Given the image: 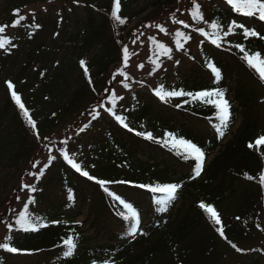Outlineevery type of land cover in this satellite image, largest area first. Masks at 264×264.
<instances>
[{
	"label": "trees",
	"instance_id": "obj_1",
	"mask_svg": "<svg viewBox=\"0 0 264 264\" xmlns=\"http://www.w3.org/2000/svg\"><path fill=\"white\" fill-rule=\"evenodd\" d=\"M203 1L196 0L201 6ZM56 2H61L62 7L37 11L20 25L12 26L19 19L16 9L23 15L33 4ZM191 5L192 0H121L120 15L126 18V23L121 25L110 15L114 0H79V3L76 0H0V8L6 13L0 25L7 26L0 35L17 45L9 46L7 52L0 49V62H10L14 70L0 81V209L6 197H11L6 192L13 189V179L14 187L19 185L13 189L15 196L11 198L22 193L20 199L14 200L18 206L16 211H13L16 206L12 209L10 223L14 228H7L0 242L12 236L14 246L30 250L27 254L0 249V264H91L93 259L105 258L115 264H222L226 257L227 264L231 260H235L233 264H264V243L258 245L264 229V187L259 183V174L264 172V145L247 146L264 134V121H259V115L264 116V81L234 47L243 43L246 50L264 55V40L245 39L239 29L225 37L221 47L204 40L192 66L183 72L178 71L181 65L174 66L179 74L178 82L164 79L161 83L166 90L222 89L232 105V119L222 138L217 131L219 120L214 109L188 97H173L165 102L152 90L134 91L118 100L115 111L125 116L135 131L125 129L106 111L110 91L105 89H111L113 68H118L117 64L123 60L122 48L131 23L140 18L139 25H146L158 17H166L164 21L171 22L173 13L178 18ZM203 14L205 20L218 19L225 26L236 20L264 35V21L245 17L219 1L206 7ZM37 23L41 25L39 29L35 28ZM205 27L210 31L208 25ZM205 57L221 69L219 80L206 67ZM82 59L86 61L87 75L79 63ZM7 80L14 83L22 102L37 121L39 140L11 99ZM185 99L189 101L186 104ZM100 103L104 104L103 108H98ZM177 104L181 107H176ZM94 109L101 113L95 120L91 118ZM239 118L240 125L233 133ZM86 124L89 127L80 132ZM70 131L76 134H68ZM169 131L201 146L206 159L220 147L199 177L191 178L194 176L192 160H184L172 148L137 134L152 132L160 138ZM69 136L73 137L69 139ZM89 145L94 148V158L84 153L75 159L100 179L131 180L135 184H183L177 198L169 202L167 212L159 211L161 205L157 198L162 194L150 193L134 184L107 186L109 191L133 204L141 217V229L148 235L129 238L131 222L118 214L124 211L122 206L96 182L77 173L59 152L60 148H66L75 157L74 147L82 153ZM49 148L57 159L45 170L44 176L37 180L27 175L48 162L47 159L40 167H32L34 161L41 160L38 158L41 150L49 152ZM99 156L103 162H98ZM245 173L254 179L248 180ZM23 183L36 184L38 191L22 190ZM28 196L35 198L28 204V212L49 223V227L39 232L26 233L15 225L18 214L25 210ZM202 201L221 215L228 239L247 251L236 252L220 237L216 231L219 225H214L210 214L199 207ZM74 209L78 213L71 214ZM79 215L85 217L76 224ZM144 217L148 219L146 224L142 221ZM53 219L61 223L52 225ZM87 224L97 236L125 241L93 247L85 235ZM69 235H77L78 247L72 257H64L66 249L62 241Z\"/></svg>",
	"mask_w": 264,
	"mask_h": 264
},
{
	"label": "snow or ice",
	"instance_id": "obj_2",
	"mask_svg": "<svg viewBox=\"0 0 264 264\" xmlns=\"http://www.w3.org/2000/svg\"><path fill=\"white\" fill-rule=\"evenodd\" d=\"M77 3H79V0H76ZM193 7L190 10L191 18L194 21L197 22H203L204 24L208 25L209 30H206L204 27H197L195 28V31L200 33L204 38L209 40L211 44L216 45L217 47H221L224 44L225 37H228L235 33L237 29L242 31L243 37L245 39L250 37H256L261 40H264V35H261V32L257 31L254 27H246L244 23H237L236 20H232L227 26L223 25L218 19L213 20H205L204 14L201 10V5L196 2V0H192ZM225 3L230 6V9L236 13L242 14L245 17H252L256 18L258 21H264V0H225ZM121 11V0H114V7L112 8L110 15L116 21L117 23L123 25L126 23V18H122L120 15ZM178 11V10H177ZM16 15L19 16V19L14 20L12 26H18L22 21L26 19L25 16L20 15V10H15ZM172 22L174 24L182 25L184 28H189L191 25L187 24L184 20L177 19L175 16V13L172 14ZM62 20V17H61ZM6 25H0V34H3L6 29ZM31 27V25H30ZM41 27L40 24H35V28L39 29ZM145 27H152V24H148ZM156 27L161 31L166 33V29L163 27V25L157 24ZM55 35H59V33H56ZM177 39L175 41L176 47L178 49L183 48V43L187 42V40L191 39L190 35H187L184 31L177 30L175 33ZM149 39L153 42L158 44V47L160 49V53L157 55H167L168 59H172V49L167 47L164 43L158 42L155 37H149ZM136 41L134 40L133 43ZM15 48L17 45L13 44L12 41L6 37H3L0 35V49H3L4 51H10V48ZM236 49L239 50L240 53H242V59L247 63V65L254 69L259 76V79L261 81H264V55H262L259 51L250 52L246 50L245 44L243 43H237L234 45ZM123 53V67H120L116 70V73L112 75V80L116 79V76L119 75L123 77V80L121 81L124 84L125 88H129L130 85L126 82L131 79L129 74L125 71V68L128 66V61L130 59V56L132 55L129 51V48L127 45H124L122 48ZM59 64V61L56 62ZM81 66H84L85 74H88V70L86 67V61L80 60L79 62ZM152 63L154 65V69H159L161 67L158 59H153ZM175 63L179 64V61H175ZM205 65L206 67L211 71L212 74H214V78L216 80H219L221 78V69L216 65V63L209 60L207 57H205ZM138 67L143 68V64L138 65ZM152 74V73H150ZM44 73L41 72V76H43ZM89 84L92 83L91 77H88ZM111 83V80L109 81ZM7 88L10 91L11 99L15 102L16 106H18L19 110L23 113V117L27 121V124L30 126L32 130H34V135L39 140L40 134L37 127V121L33 118L31 115L29 109L25 106V103L22 102L21 95L16 91L15 85L11 80L6 81ZM105 91H110L109 89H105ZM154 94L161 100L167 102L169 98L173 97H188L191 98L192 101H199L203 103L206 106H210L215 111V116L219 120V125H217V131L219 133V136L222 138L225 135V130L227 129L229 122L232 119V105L230 101L226 98V93L220 89L219 87H211V88H204L198 91H185L184 89H172V90H166L163 85L159 86L158 88L154 89ZM111 105L106 108V111L115 118L116 121L119 122L120 125H122L125 129H128L129 131H135V129H132L129 127V124L126 122V118L123 115H118L115 111V105L117 103V97L112 90L111 94ZM122 99V97H120ZM189 101L185 99L183 103H188ZM104 104L100 103L98 104V108H103ZM176 107H181V104H177ZM101 113L98 110H93L91 113V118L93 120L100 117ZM89 127L88 124L84 125L82 128H80V132L85 131ZM140 136L146 137L150 141L157 142L161 144L163 147H170L173 150L177 152L178 155H180L184 160H192L194 162V176H192V179H195L196 177H199L201 173L204 171L205 167V161H206V152L205 150L199 146L197 143L193 142L191 139H185L183 137L178 136L174 132H166L164 136L157 138L153 135L152 132H138L137 133ZM45 140L48 138L45 137ZM64 143H67V140L64 141ZM264 145V134H260L256 139L255 142H249L248 147L249 148H258L259 146ZM49 151L51 152L52 149L49 148ZM60 154H62L63 159L67 161V163L75 169L77 173H80L83 177H86L90 181L96 182L100 187L103 188V190L108 193L110 197L119 205L122 206L124 211H120L118 214L122 216L125 220L130 221V230L128 231L127 235L129 237H132L133 239L137 235H148L147 232H144L141 229V217L138 213L137 209L133 206L132 203L128 202L126 199L122 198L120 195H117L115 192L109 191L108 185H111L113 183H119V184H134L136 188L139 189H146L150 193L154 194H162L157 198V203L161 205L159 208L160 212H167L168 211V205L170 201H173L177 198L178 191L183 187V184L181 182L176 183H138L135 184L131 180H109V179H100L96 175H92L89 170H87L82 163L77 162L74 156L69 154V151L66 148H60L59 149ZM57 159L56 155H50L48 157V162L43 165V168H38L37 171H29L27 175H30L37 180H39L41 177L44 176L45 170L50 167L53 161ZM39 164V161H34L32 167L37 168ZM92 168L95 167V165L91 166ZM245 176L248 180H253L254 178L247 173H245ZM259 183L261 187H264V172H261L259 174ZM28 190L30 193H35L38 191V188L36 184L34 183H23L22 184V190ZM16 199H20L19 196L16 197ZM35 200L34 197L28 196V203L24 205V211H21L18 214V217L15 221V225L19 226V229L23 232H39L43 228L49 227V223L45 222L40 217H33L28 212V204L33 203ZM199 207L201 209H204L210 214V219L214 225H219V227L216 228V231L219 233L220 237L224 238L230 246L235 249L236 252L242 253L247 250L242 249L237 246V244L233 243L231 240L228 239V237L225 235V229L224 225L222 223L221 215L215 210V208L209 204H205L203 201L200 202ZM237 220L240 219V217L236 218ZM52 225H58L61 223L60 220L53 219L50 222ZM76 224H80L81 221H76ZM7 228L9 230H12L14 228V225L12 223H7ZM256 227H260L259 224L256 225ZM77 235H69L66 236V238L63 239L62 244L64 248L66 249L63 252L64 257H72L75 254V251L77 250L78 244H77ZM0 249H3L4 251L8 253H27L30 254V250L28 249H21L20 247L14 246L13 244V237L7 236L5 238V242H0ZM91 264H115V262L111 259H102V260H96L93 259L91 261Z\"/></svg>",
	"mask_w": 264,
	"mask_h": 264
},
{
	"label": "rangeland",
	"instance_id": "obj_3",
	"mask_svg": "<svg viewBox=\"0 0 264 264\" xmlns=\"http://www.w3.org/2000/svg\"><path fill=\"white\" fill-rule=\"evenodd\" d=\"M221 2V0H204L203 5L201 6V10L204 13V10L206 7H212V5L216 2ZM210 2V3H207ZM61 2H56V3H37L33 4L30 7H28L24 11V16L27 17L26 19L31 18L35 12L37 11H44L45 9L49 8H61ZM192 8V5L185 10V13L178 14L177 19L184 20L187 24L191 25L189 28H184L182 25L174 24L173 22H168L164 21L166 17H158L155 19V21H150L148 24H152V27H145L146 25L142 24L141 26L139 25V20L140 18L134 20L131 23L130 26V32L129 36L126 37L124 40L125 45L128 46L130 53L132 54L130 56V59L128 61V66L125 68V71L129 74L131 77L130 80L126 81L130 87L125 88L124 84L121 82L123 80V77L117 75L116 79L113 80V84L111 85L110 92L107 95L106 101L108 106L111 105V94L112 90H114L117 101L120 100V97H125L128 95H131L134 91H148L149 87H152L154 89L158 88L163 80H167L170 83H175L178 82L179 80V74L177 73L178 71L183 72V70L188 67L192 66V64L195 62L194 58L198 57L199 55V46L203 39H205L200 33L195 31V28L197 27H204L205 25L203 22H197L194 21L191 18L190 10ZM2 7L0 8V19L5 16V12L2 11ZM148 13V12H147ZM147 13H144L143 15H146ZM142 17V16H141ZM154 19V18H153ZM158 19L163 20L160 21ZM160 24L163 25V27L167 30L165 32H161L156 25ZM177 30L184 31L187 35H190L191 39L187 40V42L182 41L183 43V48L178 49L176 47L175 41L177 39L175 33ZM149 37H155L158 42L164 43L167 47L172 49V59H168L167 55H157L160 53V49L158 47V44L153 43ZM136 41L133 43V41ZM153 59H158L161 67L159 69H154V65L152 63ZM179 61V65H181L180 69L175 72L174 71V66L177 64L175 61ZM143 64V68L138 67V65ZM1 67V75H0V81L2 80V77L7 78L12 72H14L13 68L11 67L10 62H0ZM119 65L118 68L123 67V63H118ZM12 68V69H11ZM118 68H113L114 73H116V70ZM152 73V74H150ZM259 121L262 123L264 121V116L263 114L260 116L259 115ZM240 123V119L237 122V125L235 128ZM79 127H81L79 125ZM68 134H76L74 132H68ZM73 136H69V139H71ZM68 139V138H67ZM75 144V142H74ZM73 151L75 153V158L78 157L80 158V155L88 154L90 159L94 158V148L92 146H88L86 151L80 152L79 148L74 147ZM52 154V152H45L44 149L43 151L41 150V153L39 154L38 158H41L39 161V164L37 167H40L43 162H45L48 157ZM213 158V155H211L210 159ZM98 162H103V158L99 156L97 159ZM13 184L12 187L15 190V188H18V185L16 184V187H14V182L15 180H12ZM13 189H10V191L6 192L7 196H11L12 198L15 196ZM22 193H19L17 196H22ZM11 197H6V200L3 203V207L0 209V240L4 237V234L6 233L7 229V223H10L11 218L13 217L14 212L16 209H18V206H16V203L14 199ZM15 207V210L12 211V209ZM86 212V211H85ZM78 213V209H74L71 214ZM11 215V216H10ZM73 216V215H71ZM7 220L5 221V219ZM84 219V215H80L77 217V221H81ZM147 221H145L146 223ZM85 235L89 238L88 243L89 245L96 247V246H102L105 245L109 242H111L108 238L105 236H97L94 232L93 229L88 227V224L85 226ZM117 241V240H116ZM121 241V240H120ZM264 243V229H261V234H260V241L258 243L259 246H262ZM254 246V244L248 246L251 247ZM235 260H231V263L233 264ZM228 262V257H226L223 261L222 264H227Z\"/></svg>",
	"mask_w": 264,
	"mask_h": 264
}]
</instances>
